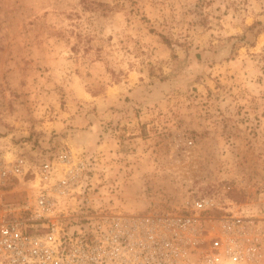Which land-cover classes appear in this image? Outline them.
<instances>
[{"label":"rangeland","instance_id":"1","mask_svg":"<svg viewBox=\"0 0 264 264\" xmlns=\"http://www.w3.org/2000/svg\"><path fill=\"white\" fill-rule=\"evenodd\" d=\"M0 147L85 152L108 206L264 218V0H0Z\"/></svg>","mask_w":264,"mask_h":264},{"label":"built area","instance_id":"2","mask_svg":"<svg viewBox=\"0 0 264 264\" xmlns=\"http://www.w3.org/2000/svg\"><path fill=\"white\" fill-rule=\"evenodd\" d=\"M92 156L33 162L0 147V264H264V218L190 191L163 209L108 206ZM31 193L6 201L17 185Z\"/></svg>","mask_w":264,"mask_h":264}]
</instances>
